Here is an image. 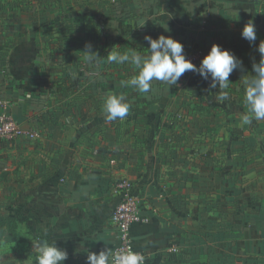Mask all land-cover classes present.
Returning a JSON list of instances; mask_svg holds the SVG:
<instances>
[{"label":"crops","instance_id":"0c3cea01","mask_svg":"<svg viewBox=\"0 0 264 264\" xmlns=\"http://www.w3.org/2000/svg\"><path fill=\"white\" fill-rule=\"evenodd\" d=\"M22 1L0 0V113L6 103L41 138L0 140L1 208L17 221L0 264H37V238L56 240L68 253L63 264L113 251L119 178L139 196L132 239L148 264H264V120L242 122L244 80L264 41V0H33L30 8ZM250 20L254 44L241 36ZM145 35L180 41L186 59L219 44L243 66L226 90L209 87L211 74L186 71L177 85L153 81L142 94L127 86L135 65L107 57L146 55ZM222 91L227 99H218ZM108 95L131 105L124 119L106 120ZM173 243L179 251L167 254Z\"/></svg>","mask_w":264,"mask_h":264},{"label":"clouds","instance_id":"9594fccd","mask_svg":"<svg viewBox=\"0 0 264 264\" xmlns=\"http://www.w3.org/2000/svg\"><path fill=\"white\" fill-rule=\"evenodd\" d=\"M145 21H141V26ZM243 39L254 44L257 39V31L253 21H248L241 32ZM147 41V54H141L138 50L120 53L111 52L107 59L117 64L131 63L135 65L138 74L127 81V86L133 87L142 94L151 91L152 82L160 81L167 85H177L178 80L186 71L198 72L205 80L209 74L212 77L210 88L226 90L229 88V77L237 67L243 66V61L234 53L223 49L219 44H213L210 51L202 58L199 66L186 59L183 44L171 36L160 35L153 38L145 35ZM92 45L86 44L85 51L91 52ZM260 53L259 62H253L251 74L244 80L245 103L247 113L242 116V122L251 124L253 120H264V41L258 46ZM228 92L222 91L218 99H227ZM131 105L125 101L122 95H108L104 101L103 110L106 113V120L111 122L117 119H124L130 111ZM45 236L47 229L44 230ZM35 246L37 264H63L68 258L66 250L57 247L56 240L49 242L47 239L37 238L31 240ZM87 264H145L144 256L129 248L125 251L113 252L109 247L99 253L89 252Z\"/></svg>","mask_w":264,"mask_h":264},{"label":"built area","instance_id":"2783aa9c","mask_svg":"<svg viewBox=\"0 0 264 264\" xmlns=\"http://www.w3.org/2000/svg\"><path fill=\"white\" fill-rule=\"evenodd\" d=\"M208 52L204 49H197L188 56L195 65L199 66L202 58ZM198 74V72H193ZM3 110L0 113V140H13L17 137H25L29 140L41 138L40 132L36 128H23L13 118L9 106L2 103ZM114 196L118 199L113 210L111 221L118 230L117 243L113 252L127 251L131 248L134 252H139L144 256L145 264H148L146 252L138 248L132 239V232L136 225L141 222L142 216L139 207V196L134 191L133 182L128 178H119L113 187ZM245 206L240 207V212H245ZM179 251V245L171 244L166 248L167 254H175Z\"/></svg>","mask_w":264,"mask_h":264},{"label":"trees","instance_id":"16d2710c","mask_svg":"<svg viewBox=\"0 0 264 264\" xmlns=\"http://www.w3.org/2000/svg\"><path fill=\"white\" fill-rule=\"evenodd\" d=\"M32 1L33 0H23L22 1V6L24 7V8H30V6H31V4H32ZM65 28H64V26L61 28V30H64ZM56 32V30L54 31V29H51V31L49 32L50 34H54ZM58 41H56V43H57ZM55 48L57 49L58 47H56V45H55ZM57 50H55V52H56ZM60 57L62 58L63 57V59H67V55H59V53H57L56 55H55V59H60ZM108 68V67H107ZM2 72H5V71H2ZM70 76H72V74H70ZM192 97H194V99L193 100H197L196 101V103H194V106H193V108H192V111H193V113L194 114H196V113H198V114H201V110H203L204 109V107L201 105V103H200V99H199V96L197 95V96H195V94H192ZM192 101V100H191ZM194 102V101H193ZM192 102V103H193ZM1 194H0V246H1V244H2V241H3V239H4V236H5V234L8 232V231H13V230H15L16 229V227H17V221H16V219L14 218V217H8V216H5L4 214H3V212H2V208H1ZM244 202H242L241 204H243ZM232 205L233 206H236L235 205V202L234 201H232ZM244 205V204H243ZM243 218H247V215H246V213L245 212H243Z\"/></svg>","mask_w":264,"mask_h":264}]
</instances>
